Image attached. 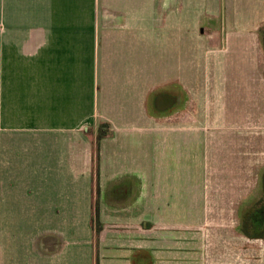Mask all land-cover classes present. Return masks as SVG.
<instances>
[{"label": "crops", "instance_id": "1", "mask_svg": "<svg viewBox=\"0 0 264 264\" xmlns=\"http://www.w3.org/2000/svg\"><path fill=\"white\" fill-rule=\"evenodd\" d=\"M263 25L264 0H0V212H20L17 186L2 191L20 183L42 233L20 264H264V241L207 237L214 208L257 197L261 170L219 168L195 88L201 43L237 39L264 78Z\"/></svg>", "mask_w": 264, "mask_h": 264}, {"label": "rangeland", "instance_id": "2", "mask_svg": "<svg viewBox=\"0 0 264 264\" xmlns=\"http://www.w3.org/2000/svg\"><path fill=\"white\" fill-rule=\"evenodd\" d=\"M223 42L224 40L221 41V46ZM229 42L230 39L226 44L228 45ZM236 42L237 39L230 44L227 50L226 48L219 49V44L214 43L213 51L206 52L205 48L208 45H213L211 42L208 45L201 43L199 47V50L204 49L205 53L199 52L197 62L198 86L195 88L198 99V124L209 128L210 146L214 157L220 164H223L219 168L230 169L231 174L236 175V177L239 174L240 177H243L245 173L243 171L246 169V177L253 175V179L254 162L258 163L259 166L256 165V171L258 168L261 170V183L255 188V190L259 189L256 197L258 198L262 194V190L264 195V186L262 185L264 180V78L259 75V70L255 71L254 69L255 55L237 54L235 52ZM182 47H185V43L182 44ZM261 63H263L264 69V58ZM259 128L261 129V134H258L261 135V142L259 143L261 151L255 158L254 153L256 152L253 149L254 130L258 131ZM248 160H250V166L247 163ZM246 163L247 165H245ZM15 172L18 178L25 174V170L21 166L15 165V167L8 166L2 177L7 180ZM11 182L7 181V188H2V191L8 193L9 190L17 186V199L12 210H19L20 212H10L8 208L6 209L9 212H0V241L6 243L5 264H15V261L20 264L22 257L20 247L25 241H37L40 230L33 220L35 215L27 213L28 208L25 206L22 208L24 199L21 196L22 193H19L22 184ZM230 192L236 194L237 190ZM6 200L8 201V198ZM246 208L247 206L244 209ZM224 211L225 209L221 212V208H214L211 223L216 228L211 231L210 235H207L210 237V241H264V236L250 239L241 232L240 224L243 213L233 215L231 213L225 214ZM237 222H239L238 229L221 228L227 223L232 226ZM63 232L67 234V230L53 231L58 241H67ZM40 234L42 233L40 232ZM93 234L94 231L92 236ZM73 235L74 239L88 236L85 230L83 233L82 230H76ZM15 246H17L16 252L14 251ZM217 249L220 254L222 252L221 246L219 245ZM26 260L28 261V257Z\"/></svg>", "mask_w": 264, "mask_h": 264}, {"label": "trees", "instance_id": "3", "mask_svg": "<svg viewBox=\"0 0 264 264\" xmlns=\"http://www.w3.org/2000/svg\"><path fill=\"white\" fill-rule=\"evenodd\" d=\"M263 46H264V26L261 28ZM109 124L107 122H101L97 128V150L99 149L100 140L107 136L109 131ZM98 156V153H97ZM262 178V177H261ZM264 179V177H263ZM264 186V180L262 182ZM263 189V188H262ZM99 191V187H98ZM242 221L240 225L241 232L248 238H262L264 236V195L262 194L252 200L247 208L244 209Z\"/></svg>", "mask_w": 264, "mask_h": 264}]
</instances>
